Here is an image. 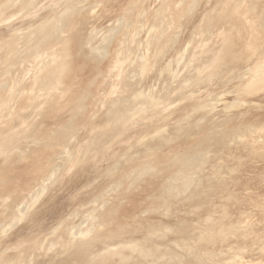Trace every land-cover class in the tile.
<instances>
[{
  "label": "rangeland",
  "instance_id": "374dc122",
  "mask_svg": "<svg viewBox=\"0 0 264 264\" xmlns=\"http://www.w3.org/2000/svg\"><path fill=\"white\" fill-rule=\"evenodd\" d=\"M263 12L0 0V264H264Z\"/></svg>",
  "mask_w": 264,
  "mask_h": 264
},
{
  "label": "bare ground",
  "instance_id": "6f19581e",
  "mask_svg": "<svg viewBox=\"0 0 264 264\" xmlns=\"http://www.w3.org/2000/svg\"><path fill=\"white\" fill-rule=\"evenodd\" d=\"M260 12H262V10H261ZM263 13H264V12H263ZM62 16H63V15H62ZM60 17H61V16H60ZM60 17H59V18H60ZM261 19H262V18H261ZM260 22H261V21H260ZM260 22H258V23H260ZM58 25H59V23H58ZM256 25H257V24H256ZM260 25H261V23H260ZM71 26H72V25H71ZM223 26H224V25H223ZM257 26H258V25H257ZM262 26H263V25H262ZM72 27H73V26H72ZM57 28H58V27H57ZM69 28H70V27H69ZM76 28H77V27H76ZM260 28H261V27H260ZM262 28H263V27H262ZM72 29H73V28H72ZM73 30H74V29H73ZM253 30H254V29H253ZM38 31H39V30H38ZM227 31H228V30H227ZM71 32H72V31H71ZM252 32H253V31H252ZM66 33H67V32H66ZM68 33H69V32H68ZM227 33H228V32H227ZM94 34H95V33H94ZM71 35H72V34H71ZM66 36H67V34H66ZM73 36H74V35H73ZM73 36H72V37H73ZM91 36H92V35H91ZM70 37H71V36H70ZM198 38H199V37H198ZM194 39H195V38H194ZM8 40H9V39H8ZM90 40H91V39H90ZM63 41H64V40H63ZM75 41H76V40H75ZM101 41H102V40H101ZM4 42H5V41H4ZM66 42H67V41H66ZM69 42H71V39H70ZM5 43H6V42H5ZM72 43H73V42H72ZM60 44H61V43H60ZM263 44H264V43H263ZM37 46H38V45H37ZM107 46H108V45H107ZM223 47H224V46H223ZM223 47H221V48H223ZM229 47H230V45H229ZM56 48H57V47H56ZM224 48H225V47H224ZM257 48H259V47H257ZM68 49H69V48H68ZM70 49H71V48H70ZM38 50H39V49H38ZM221 50H222V49H221ZM228 50H229V49H228ZM66 51H67V49H66ZM68 51H69V50H68ZM85 51H86V50H85ZM95 51H96V50H95ZM98 51H99V50H98ZM219 51H220V50H219ZM45 52H46V51H45ZM213 52H214V51H213ZM50 53H51V51H50ZM216 53H218V52H216ZM224 53H225V52H223V54H224ZM36 54H37V52H36ZM46 54H47V53H46ZM57 54H58V53H57ZM66 54H68V53H66ZM103 54H104V53H103ZM86 55H87V54H86ZM94 55H95V54H94ZM117 55H118V54H117ZM209 56H210V55H209ZM225 56H226V55H225ZM40 57H41V56H40ZM40 57H39V58H40ZM52 57H53V56H52ZM201 57H202V56H201ZM222 57H223V56H222ZM33 58H35V57H33ZM37 58H38V57H37ZM212 58H213V57H212ZM212 58H211V60H212ZM41 59H42V58H41ZM45 59H46V58H45ZM52 59H53V58H52ZM60 59H61V58H60ZM63 59H64V58H63ZM86 59H87V56H86ZM204 59H205V58H204ZM27 60H28V59H27ZM199 60H200V59H199ZM203 61H204V60H203ZM218 61H219V60H218ZM83 62H84V61H83ZM193 62H194V61H193ZM219 62H220V61H219ZM202 63H203V62H202ZM39 64H40V63H39ZM65 64H66V63H65ZM43 65H44V64H43ZM83 65H84V64H83ZM196 65H197V64H196ZM207 65H208V64H207ZM209 65H210V64H209ZM38 66H39V65H38ZM61 66H62V65H61ZM66 66H67V65H66ZM84 66H85V65H84ZM197 66H198V65H197ZM210 66H211V65H210ZM43 67H44V66H43ZM45 67H46V66H45ZM55 67H56V66H55ZM201 67H202V66H201ZM50 68H51V67H50ZM62 68H63V67H62ZM45 69H46V68H45ZM60 69H61V68H60ZM60 69H59V70H60ZM212 69H213V68H212ZM20 70H21V69H20ZM209 70H210V69H209ZM31 71H32V69H31ZM64 71H65V70H64ZM203 71H205V70H203ZM20 72H22V71H20ZM35 72H36V71H35ZM35 72H34V73H35ZM44 72H45V71H44ZM17 73H18V72H17ZM32 73H33V72H32ZM34 73H33V74H34ZM18 74H19V73H18ZM202 74H204V73H202ZM37 75H38V74H37ZM53 75H54V74H53ZM196 75H197V74H196ZM17 76H18V75H17ZM199 76H200V75H199ZM204 76H205V75H204ZM13 77H14V75H13ZM18 77H19V76H18ZM32 77H34V76L32 75ZM36 77H37V76H36ZM26 78H27V77H26ZM51 78H52V77H51ZM15 79H16V78H15ZM28 79H29V78H28ZM10 81H11V80H10ZM14 81H15V80H14ZM12 82H13V81H12ZM29 83H30V82H29ZM9 84H10V83H9ZM31 84H32V83H31ZM6 85H7V83H6ZM12 85H13V84H12ZM12 85H11V86H12ZM13 87H14V86H13ZM11 89H12V88H11ZM30 92H31V91H30ZM95 94H96V93H95ZM91 99H92V98H91ZM128 99H129V98H128ZM109 101H110V100H109ZM126 103H128V102H126ZM29 105H30V104H29ZM113 108H114V107H113ZM24 109H25V107H24ZM71 139H72V138H71ZM54 141H55V140H54ZM53 143H54V142H53ZM181 175H182V174H181ZM171 179H172V178H171ZM179 180H180V179H179ZM179 180H178V181H179ZM171 181H172V180H171ZM174 181H175V180H174ZM186 181H188V180H186ZM186 181H185V180H181V181H180V184H179V185H181V188H182V187L184 188L185 185L188 184ZM176 184H177V183H176ZM190 184H191V183H190ZM196 184H197V183H196ZM179 185H177V187H178ZM190 187H191V186H190ZM175 188H176V187H175ZM175 188H174V190H175ZM179 188H180V187H179ZM159 190H160V192H161V189H159V188H157L156 191H159ZM179 190H180V189H179ZM183 190H184V189H183ZM193 190H194V189H193ZM195 190H196V189H195ZM156 191L154 190V192H156ZM166 191H167V189H166ZM176 191H177V190H176ZM180 191H181V190H180ZM180 191H179V192H180ZM181 192H182V191H181ZM157 193H158V192H157ZM157 193H156V196H155V195H154V196L158 199L159 196H158ZM164 193H165V192H164ZM160 194L163 195V193H160ZM160 194H159V195H160ZM168 194H170V193H168ZM171 194H172V192H171ZM161 195H160V197H161ZM164 195H165V194H164ZM164 195H163V197H164ZM157 196H158V197H157ZM167 196H169V195H167ZM167 196H166V197H167ZM174 196H175V195H174ZM169 197L171 198L172 196L170 195ZM153 198H154V197H153ZM156 198H155V200H156ZM175 198H176V197H175ZM177 198H178V197H177ZM194 198H195V197H194ZM162 199H163V198H162ZM162 199H161V200L159 199V200L163 202L164 200H162ZM164 199H165V201H166V199H168V200L166 201V203H168V202H170V201L173 202V201L171 200L172 198L169 200V198H165V197H164ZM153 200H154V199H152V201H153ZM156 201H158V200H156ZM165 201L163 202V203H164V206H165ZM188 201H189V200H188ZM190 201H191V200H190ZM162 202H161V203H162ZM181 202H182V201H181ZM186 202H187V201H186ZM193 202H194V201H193ZM154 203H155V204H159V201H158V203H157V202H154ZM173 203H174V202H173ZM170 204H171V203H170ZM160 205L163 206V204H160ZM160 205H159V206H160ZM166 205H167V204H166ZM156 206H158V205H156ZM139 207H140V206H139ZM160 207H161V206H160ZM171 207H172V205H171ZM177 207H178V206H177ZM172 208H173V207H172ZM178 208H179V207H178ZM19 209H20V208H19ZM134 210H135V212H137L136 210H139V209L136 208V209H134ZM163 210H164V209H163ZM168 210H169V209H168ZM132 211H133V210H132ZM132 211H131V213H132ZM166 211H167V210H166ZM175 211H176V210H175ZM127 212H128V211H127ZM133 213H134V211H133ZM172 213H173V212H172ZM178 213H179V212H178ZM163 214H164V213H163ZM176 214H177V213H176ZM180 214H181V216H182L183 213H180ZM106 215H107V214H106ZM135 216H136V215H135ZM165 216H166V214H165ZM138 224H139V223H138ZM135 226H136V225H135ZM160 227H161V226H160ZM138 228H139V227H138ZM139 229H140V228H139ZM159 230H160V229H159ZM161 231H162V230H161ZM80 232H81V231H80ZM154 232H156V231H154ZM163 232H164V231H163ZM84 233H86V231H85ZM84 233H83V234H84ZM87 233H88V232H87ZM142 233H143V232H142ZM157 233H158V232H157ZM160 233H161V232H160ZM160 233H158V235H159ZM88 234H90V233H88ZM117 234H118V233H117ZM120 234H121V233H120ZM145 234H146V233H145ZM148 234H149V233H148ZM154 234H155V233H154ZM139 235H140V234H139ZM152 235H153V233H151L150 236H152ZM136 236H137V234H136ZM147 236H148V235H147ZM87 237H88V236H87ZM145 237H146V235H145ZM159 237H160V236H159ZM91 238H92V237H91ZM128 238H129V237H128ZM132 238H133V237H132ZM136 238H137V237H136ZM147 238H148V237H147ZM86 239H87V238H86ZM88 239H89V237H88ZM129 239H130V238H129ZM143 239H144V237H143ZM149 239H150V238H149ZM149 239H148V240H149ZM165 239H166V238H165ZM90 240H91V239H90ZM136 240H137V239H136ZM145 240H146V239H145ZM160 240H161V238H160ZM106 241H107V239H106ZM138 241L140 242L139 239H138ZM141 241H142V240H141ZM185 241H186V240H185ZM81 242H82V239H81ZM85 242H86V241H85ZM88 242H89V241H88ZM107 242H108V241H107ZM127 242H128V241H127ZM136 242H137V241H136ZM136 242H135V243H136ZM144 242H145V241H144ZM155 242H156V241H155ZM101 243H102V242H101ZM103 243L105 244V241H104V240H103ZM103 243H102V244H103ZM142 243H143V242H142ZM152 243H153V242H152ZM158 243H159V242H158ZM163 243H164V242H163ZM78 244H79V243H78ZM85 244H86V243H85ZM126 244H127V243H126ZM140 244H141V242H140ZM155 244H156V243H155ZM161 244H162V242H161ZM174 244H175V243H174ZM174 244H173V247L175 246ZM189 244H190V243H189ZM83 245H84V244H83ZM86 245H87V244H86ZM86 245H85V246H86ZM98 245H100V244H98ZM98 245H97V246H98ZM141 245H142V244H141ZM145 245H146V244H145ZM145 245H144V246H145ZM150 245H152V244H150ZM158 245H159V244H158ZM158 245H157V247H158ZM123 246H124V245H123ZM128 246H129V245H128ZM138 246H140V245H138ZM89 247H90V246H89ZM124 247H125V246H124ZM124 247H123V248H124ZM135 247H136V246H135ZM135 247H134V248H133V247H130V248H131L130 250L133 249L132 251H134V250H135ZM147 247H148V246H147ZM149 247H150V246H149ZM154 247H155V245H154ZM101 248H102V247H101ZM104 248H105V246H104ZM117 248H118V247H117ZM119 248H121V247H119ZM125 248H126V247H125ZM128 248H129V247H128ZM136 248H137V247H136ZM141 248H142V247H141ZM143 248H145V247H143ZM187 248H188V247H187ZM80 249H81V247H80ZM96 249H97V248H96ZM98 249H99V248H98ZM98 249H97V250H98ZM148 249H149V248H148ZM122 250H125V249H122ZM127 250H129V249H127ZM130 250H129V253H131ZM136 250H137V249H136ZM146 250H147V249H146ZM178 250H179V249H178ZM85 251H86V250H85ZM85 251H84V252H85ZM179 251H180V250H179ZM114 252H115V251H114ZM169 252H170V251H169ZM181 252H182V251H181ZM82 253H83V252H82ZM109 253H110V252H109ZM109 253H107V255H109ZM166 253H167V252H166ZM166 253H165V254H166ZM131 254H132V253H131ZM134 254H135V252H134ZM134 254H133V256H134ZM136 254H138L137 256H142V255H141V252H138V253H137V251H136ZM144 254H145V253H144ZM149 254H150V253H148V255H149ZM167 254H168V253H167ZM170 254H171V253H170ZM170 254H169V255H170ZM185 254H186V253H185ZM116 255H117V253H116ZM156 255H157V254H156ZM172 255H173V254H172ZM109 256H111V255H109ZM109 256H108V257H109ZM114 256H115V255H114ZM117 256H118V255H117ZM130 256L132 257V255H130ZM135 256H136V255H135ZM144 256H146V255H144ZM157 256H158V255H157ZM159 256H160V254H159ZM181 256H182V255H181ZM186 256H188V255H186ZM186 256H185V257H186ZM105 257H106V256H105ZM111 257H112V256H111ZM142 257H143V256H142ZM161 257H162V256H161ZM161 257H160V258H161ZM171 257H172V256H171ZM173 257H174V256H173ZM185 257H184V258H185ZM103 258H104V257H103ZM136 258H137V257H134L133 259H136ZM144 258H145V257H144ZM151 258H153V256H152ZM157 258H158V257H157ZM168 258L170 259L169 256H168ZM176 258H177V257H175V259H176ZM105 259H106V258H105ZM110 259H111V258H110ZM110 259H108V260H109L108 262H113L112 260L110 261ZM127 259H128V258H127ZM138 259H143V258H137L136 260L138 261ZM172 259H173V258H172ZM102 260H104V259H102ZM136 260H135V261H136ZM144 260H145V259H144ZM149 260H150V259H149ZM151 260H154V259H151ZM157 260H159V259H157ZM181 260H182V258H181ZM118 261H120V260H118ZM132 261H133V260H132ZM159 261H160V260H159ZM162 261H163V257H162V259H161V262H162ZM169 261H170V260H169ZM177 261H178V260H177ZM185 261H186V260H185ZM102 262H103V261H102ZM116 262H117V261H116ZM140 262H141V260H140ZM145 262H147V260H145ZM153 262H154V261H153ZM155 262H156V261H155ZM171 262H172V260H171ZM175 262H176V261H175ZM181 262H182V261H181ZM181 262H180V263H181ZM104 263H106V262H104ZM104 263H102V264H104ZM141 263H143V262H141ZM172 263H173V262H172ZM176 263L179 264L178 262H176ZM106 264H107V263H106ZM111 264H112V263H111ZM120 264H121V261H120ZM144 264H145V263H144ZM146 264H147V263H146ZM151 264H152V261H151ZM153 264H154V263H153ZM170 264H171V263H170Z\"/></svg>",
  "mask_w": 264,
  "mask_h": 264
}]
</instances>
